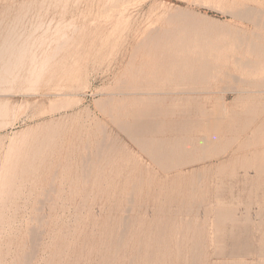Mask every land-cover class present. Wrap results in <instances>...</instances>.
<instances>
[{
    "label": "rangeland",
    "instance_id": "rangeland-1",
    "mask_svg": "<svg viewBox=\"0 0 264 264\" xmlns=\"http://www.w3.org/2000/svg\"><path fill=\"white\" fill-rule=\"evenodd\" d=\"M0 56V264H264V0H0Z\"/></svg>",
    "mask_w": 264,
    "mask_h": 264
},
{
    "label": "bare ground",
    "instance_id": "bare-ground-1",
    "mask_svg": "<svg viewBox=\"0 0 264 264\" xmlns=\"http://www.w3.org/2000/svg\"><path fill=\"white\" fill-rule=\"evenodd\" d=\"M184 15H185V14H184ZM185 16H186V15H185ZM188 17H189V16H188ZM179 18H180V17H179ZM179 18H178V19H179ZM181 18H182V17H181ZM234 18H236V17H234ZM236 19H237V18H236ZM179 21H180V20H179ZM20 22H21V21H20ZM34 22H35V21H34ZM184 22H187V20L184 21ZM12 24H13V23H12ZM15 24H16V23H15ZM50 24H51V23H50ZM46 26H47V25H46ZM46 26H45V27H46ZM48 26H49V25H48ZM48 26H47V28H48ZM12 28H13V27H12ZM28 28H29V27H28ZM20 29H21V28H20ZM38 29H39V28H38ZM230 29H231V28H230ZM10 30H11V29H10ZM55 30H56V29H55ZM30 31H31V30H30ZM50 31H51V30H50ZM57 31H58V30H57ZM57 31H56V32H57ZM232 31H234V30H232ZM236 31H238V30H236ZM35 32H36V31H35ZM239 32H240V31H239ZM5 33H6V32H5ZM8 33H9V32H8ZM54 34H55V33H54ZM237 34H238V33H237ZM13 36H14V35H13ZM35 36H36V35H35ZM165 36H166V35H165ZM165 36H164V37H165ZM3 37H4V36H3ZM8 37H9V36H8ZM166 37H167V36H166ZM152 38H153V37H152ZM18 39H19V37H18ZM7 40H8V39H7ZM7 40H6V41H7ZM15 41H16V40H15ZM8 42H9V41H8ZM9 44H10V43H9ZM12 47H13V45H12ZM15 47H16V46H15ZM19 47H20V46H19ZM6 48H8V47H6ZM10 48H11V47H10ZM17 48H18V47H17ZM145 48H146V47H145ZM15 49H16V48H15ZM1 50H2V49H1ZM7 50H8V49H7ZM29 50H30V49H29ZM8 51H10V49H9ZM23 51H25V50H23ZM6 52H7V51H6ZM10 54H11V53H10ZM10 54H9V56H8V52H7V56H8L7 58H8V60H9V58H10V56H11ZM5 55H6V54H5ZM5 55L3 54V56H5ZM0 57H1V56H0ZM11 57H13V56H11ZM20 57H21V56H20ZM20 57H18V58H20ZM33 57H34V56H33ZM33 57H32V59H34ZM49 57H50V56H49ZM52 57H53V56H52ZM21 58H22V57H21ZM21 58H20V59H21ZM2 59H3V57H2ZM20 59H18V60H20ZM50 59H52V58H50ZM0 60H1V59H0ZM5 60H6V59H5ZM47 60H49V59H47ZM1 61H2V60H1ZM14 61H16V59H14ZM14 61H13V62H14ZM31 61H32V60H31ZM2 62H4V61H2ZM5 62H6V61H5ZM32 62H33V61H32ZM46 62H48V61H46ZM0 63H1V62H0ZM29 63H31V62H29ZM16 64H17V62H16ZM44 64H46V63H44ZM2 65H4V63H2ZM14 65H15V64H14ZM14 65H11V70H12L11 72H14V71H15V70L13 71V69L16 68V66L12 69V67H13ZM17 65H18V64H17ZM29 65H30V64H29ZM34 65H35V64H34ZM9 66H10V63H9ZM18 66H19V65H18ZM40 66H41V65H40ZM44 66H45V65H44ZM0 67H2V68L4 67L3 70H2V68L0 69L1 74H3V76H4L5 73L2 72V71H5L6 66H0ZM8 68H9V67H8ZM9 69H10V68H9ZM42 69H43V68H42ZM1 70H2V71H1ZM32 71H33V70H31L30 73H32ZM41 71H42V70H41ZM8 72H9V71H8ZM45 72H47V71H45ZM9 73H10V72H9ZM28 73H29V72H28ZM1 74H0V76H1ZM6 74H7V72H6ZM16 74H17V73H16ZM44 74H45V73H44ZM11 75H13V73H11ZM39 75H40V74H39ZM6 76H8V75H6ZM15 77H16V76H15ZM27 77H28V76H27ZM30 77H31V76H30ZM0 78H2V77H0ZM4 78H5V77H4ZM10 78H11V77H10ZM35 79H36V78H35ZM2 80H4V79H1V82H2ZM10 80H11V79H10ZM4 81H5V80H4ZM14 81H15V80H14ZM28 81H29V80H28ZM31 81H32V80H31ZM33 81H34V80H33ZM11 82H12V81H11ZM34 82H35V81H34ZM5 83H6V82H5ZM0 84H1V83H0ZM28 84H29V83H28ZM3 104H4V103H3ZM3 104H2V106H3ZM3 107H4V106H3ZM4 108H5V107H4ZM1 109H2V108H1ZM5 110H7V109L5 108ZM3 111H4V110H2V111H0V112H3ZM4 113L6 114L7 112L4 111ZM1 115H2V113H1ZM1 115H0V116H1ZM2 116H4V114H3ZM5 116H6V115H5ZM26 142H27V141H26ZM33 142H34V141H33ZM16 143H17V142H16ZM11 144H12V143H11ZM30 147H31V146H30ZM161 147H162V146H161ZM9 172H10V171H9ZM118 243H119V242H118Z\"/></svg>",
    "mask_w": 264,
    "mask_h": 264
}]
</instances>
